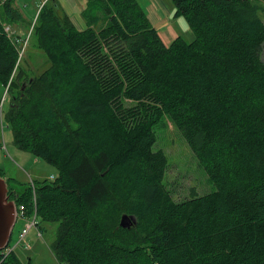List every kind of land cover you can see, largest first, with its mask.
Instances as JSON below:
<instances>
[{"label": "trees", "instance_id": "16d2710c", "mask_svg": "<svg viewBox=\"0 0 264 264\" xmlns=\"http://www.w3.org/2000/svg\"><path fill=\"white\" fill-rule=\"evenodd\" d=\"M170 1L193 41L166 46L138 0H88L84 30L48 0L31 35L50 67L35 76L5 31L23 19L16 0L0 2L5 120L19 149L58 171L21 190L7 183L38 224L58 223L62 264H264L262 6ZM164 118L215 191L174 199L168 157L154 150ZM122 215L137 223L122 228Z\"/></svg>", "mask_w": 264, "mask_h": 264}, {"label": "rangeland", "instance_id": "374dc122", "mask_svg": "<svg viewBox=\"0 0 264 264\" xmlns=\"http://www.w3.org/2000/svg\"><path fill=\"white\" fill-rule=\"evenodd\" d=\"M5 1L0 0L1 3ZM167 1L172 4L170 0ZM253 1L262 6L261 16L264 20V0ZM138 2L145 9L146 0H138ZM43 4L42 0H16L14 7L21 12L23 19L16 25L8 23L14 31V39L21 38L20 67L32 76L40 75L50 67V61L45 53L35 46L31 35ZM99 15L101 16V13ZM99 24L103 25L101 20ZM175 26L178 27L177 24ZM183 36L188 42L195 39L193 31ZM262 51L264 60V47ZM10 86L11 84L0 89V173H3L10 188L15 191L23 189L33 181H49L52 176H57L58 171L45 160L16 146L11 126L5 120V113L11 103ZM156 132L158 139L154 150L160 149L168 157L165 184L175 200L182 201L192 196H203L216 190L200 159L190 149L182 133L171 123V120L164 118ZM36 223L37 225L33 226L26 236L25 243L20 242L19 235L26 228L27 223L21 219L15 224L9 245L13 249L12 253L21 264H62L52 251V246L57 240L58 223L43 221L40 224Z\"/></svg>", "mask_w": 264, "mask_h": 264}, {"label": "crops", "instance_id": "0c3cea01", "mask_svg": "<svg viewBox=\"0 0 264 264\" xmlns=\"http://www.w3.org/2000/svg\"><path fill=\"white\" fill-rule=\"evenodd\" d=\"M46 1L42 0V4ZM53 2L57 5L59 13L68 16L78 30H84L88 27L83 16L88 7V0H53ZM146 2L145 11L148 18L166 46L171 45L177 37L184 38V34L192 31L187 21L183 17L177 16L175 7L169 1L146 0Z\"/></svg>", "mask_w": 264, "mask_h": 264}, {"label": "water", "instance_id": "95a60500", "mask_svg": "<svg viewBox=\"0 0 264 264\" xmlns=\"http://www.w3.org/2000/svg\"><path fill=\"white\" fill-rule=\"evenodd\" d=\"M16 223V206L9 197L7 180L0 175V251L10 244ZM137 223L136 216L122 215V228H131Z\"/></svg>", "mask_w": 264, "mask_h": 264}, {"label": "built area", "instance_id": "2783aa9c", "mask_svg": "<svg viewBox=\"0 0 264 264\" xmlns=\"http://www.w3.org/2000/svg\"><path fill=\"white\" fill-rule=\"evenodd\" d=\"M5 31L8 34L9 37H12L13 40V33L14 31L12 30V28L9 26V24L7 26H5ZM15 41L17 42H21V40L16 39ZM11 83L8 84V87ZM53 179V178H52ZM35 200V197H34ZM22 219L23 222L27 223L26 224V228H24L22 230V232L19 235V240L22 243H25V238L28 235V233H30V230L33 226H36L38 222L37 221V216H36V212H35V216H30L27 214V210L25 208V206H17V213H16V223L18 221H20ZM18 244H20L18 242ZM13 252V249L10 248V246H8L7 248H5L4 250L0 251V264H5L8 260L9 255Z\"/></svg>", "mask_w": 264, "mask_h": 264}, {"label": "bare ground", "instance_id": "6f19581e", "mask_svg": "<svg viewBox=\"0 0 264 264\" xmlns=\"http://www.w3.org/2000/svg\"><path fill=\"white\" fill-rule=\"evenodd\" d=\"M9 187V186H8ZM9 197H10V200H12L16 206V203H15V200L12 198V196L10 195V190H9ZM16 213H17V206H16Z\"/></svg>", "mask_w": 264, "mask_h": 264}]
</instances>
